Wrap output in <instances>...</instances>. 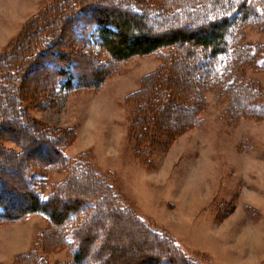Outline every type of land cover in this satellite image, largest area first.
Returning <instances> with one entry per match:
<instances>
[{
	"label": "rangeland",
	"instance_id": "rangeland-1",
	"mask_svg": "<svg viewBox=\"0 0 264 264\" xmlns=\"http://www.w3.org/2000/svg\"><path fill=\"white\" fill-rule=\"evenodd\" d=\"M212 2L0 0V56L14 46H9L11 40L32 24L44 27L45 34L52 36L42 34L33 41V46L39 45L36 52L45 57L33 63L23 83L29 91L25 103L29 117L45 130L74 132L69 134L71 139L64 149L66 163L49 171L44 168L48 167L49 151L41 154L40 148L32 145L35 140L27 143V137H36L31 135L36 128L9 122L17 117L12 114L13 107L1 100L4 116L0 113V122H6L11 131L0 130V137L16 140L25 150L16 157L14 154L21 152L16 143H4L10 154L0 146V173L5 174L9 201L18 210L28 206L25 186L16 182L15 174L24 176L29 171L32 176L43 177L41 183H33L41 189L42 199L58 192L53 205L65 219L79 202H97L90 222L92 211L85 219L81 215L77 221L69 220L70 227H56L41 214L0 224V264H26L28 258L20 261L25 254L30 261L37 256L49 264H73L67 245L73 230L81 244L84 233L90 239L84 243L87 264H264L262 60L256 54L242 60L222 56L213 62L190 42L115 62L93 44L90 26L81 40L82 27L90 24L88 12L103 17V13L125 11L124 3L134 11H138L137 5L148 16L158 10L167 23L142 20L158 34L165 27L180 25L179 16L187 11H204L199 23L181 24L187 34H195L193 25L225 13L226 9L216 15L209 6ZM236 36L240 46L247 45L252 53L258 47L264 53V26L245 25ZM33 46L26 49L25 44L20 49L22 56ZM53 62L71 65L90 85L96 72H104L108 78L95 90L64 91L60 84H54L49 65ZM212 62L216 74L203 85L205 70ZM246 86L257 93L258 99L232 96L234 90L245 95ZM3 93L8 95L5 90ZM198 94L202 103L192 104L200 98ZM146 100L152 102L149 108ZM161 106L165 107L162 112ZM139 110L141 116L146 111L143 117L149 121L138 129L133 122ZM189 113L197 125L188 121ZM78 164L91 167L100 184L89 178L85 182L74 179L63 187L62 182ZM83 189H88L87 193ZM102 197V203H98ZM120 208L129 211L147 230L119 212ZM148 232L157 233L166 243L152 239Z\"/></svg>",
	"mask_w": 264,
	"mask_h": 264
},
{
	"label": "trees",
	"instance_id": "trees-1",
	"mask_svg": "<svg viewBox=\"0 0 264 264\" xmlns=\"http://www.w3.org/2000/svg\"><path fill=\"white\" fill-rule=\"evenodd\" d=\"M138 5L141 6V4ZM185 5L188 6L189 4L186 3ZM122 6L125 11H113L111 13H103V17L94 16L91 11L90 13L88 12L87 16L90 19V24H85L81 29V35H83L81 40H83L85 39V34L87 33L86 28L90 26V30L93 29V32L91 31L90 33H92V36L95 39L93 41V44L99 50L103 51L107 55V57H109L115 62H123L133 57L147 56L164 48L175 47L176 45L180 44H189L191 42V45L193 47L203 50L205 54L212 59V61L215 58L222 56H229L230 58L237 57L238 59L242 60V58L256 56L257 54L258 58L262 60L261 68L264 69V53L260 52L261 48H255L254 52L252 53V51L249 50V47L247 45L240 46L236 36L239 29L245 25L253 24L264 26V0H213V2L210 3L209 6H211V9H213L214 13L216 15H220L222 13L219 12H223V10L225 11L226 9L225 13L223 12V15L218 16V18L212 19L211 21L209 20L205 24H200L199 26L193 25L196 28L195 34H187L182 29L184 26L182 27L181 24L185 25V22L187 21H191L192 24L199 23L198 20H201L203 16L205 17L204 11H187L185 14L179 16L180 19L178 21L176 20L177 22H179L177 24L180 25L174 26V29H172V27L170 26L165 27L166 29H163V33L158 34L153 33L150 28L147 27L142 21L149 20L150 22L156 23L157 20H160L159 22L167 23V19L161 20L158 10L157 12H150L152 16H148L147 13L141 11L142 9L138 8L137 5L135 7L138 11H134L126 3L122 4ZM193 8L194 6H191L190 9L193 10ZM201 8L205 9L206 7L204 6V4H202ZM182 9L179 8L178 11H182ZM98 11H100V8L97 9V12ZM64 18L65 17L63 15V19ZM72 21L73 23L75 22L74 20ZM32 25L33 26L29 27L28 30L24 29L23 32L20 33V37L18 36L12 39L9 43V46L12 43L14 44V46H12L9 51L3 53L0 56V91L2 93L0 94V102L1 100H3L4 103L10 104L13 107L12 114L18 118H12L11 120H9V122H16L22 127H26L28 124H31L33 128H36V130L31 134L32 136L36 137H27V143H32V141L35 140L32 145H34L35 147H39L41 154L47 152V150L49 151L50 156L48 157H50V159H47L48 167L45 166L44 168L48 169L49 171H53L59 169L63 163H66L67 156L66 153L64 154V149L66 148V144L68 143L69 139H71L69 134L73 133L74 135V132L72 131V129H67L64 132H60L58 130H45L41 126L40 128L39 125H37L36 122L29 117L27 109L25 108V103L28 99L29 91L28 89L23 87L24 80L28 76H30L29 74L32 72L31 67L33 66V63L39 62L45 57L44 53H37L40 51L39 45L33 46V41H35L37 38L40 39L42 34L46 37H52L48 34H45L46 30L44 27L43 29L42 26L38 27L36 26V24ZM83 43H86V40H84ZM25 44L26 49L30 45H32L33 47L32 51H29L25 56H22V50L20 49ZM89 46L90 45H87L86 48H89ZM16 48L18 49L15 50ZM260 54L262 56H260ZM52 57L53 59H58V56ZM54 61L56 62V60ZM55 62L49 63L52 70V77L55 80L54 84H60L61 89H63L64 91L95 90L101 87L105 83V80L108 78V76L105 75L104 72H96L92 74L95 79L94 84L90 85L84 81L83 76H79L78 73H75L73 71L71 65L58 66ZM213 62L209 64L207 66V69L205 70V78L202 81L203 85L205 84L204 82L208 84V80L212 79V77H214L216 74L215 69H213ZM41 81L43 80L41 79ZM4 90L8 95H5L3 93ZM242 92L243 91L239 92L234 90L231 92V94L235 98L242 96V100L252 98L258 99L257 93L252 88H250V86L244 87L245 95H242ZM13 95H16V97H14ZM202 100L203 98L200 97L198 101L192 102V104L200 105V103H202ZM151 103L152 102H150V100L145 101L147 108H149ZM159 109V111L162 112L165 110V107L161 106ZM152 110L154 111V109ZM3 112L4 111L2 107V109L0 108V113H2V115L4 116ZM145 112L146 111H143L141 116L139 110L135 115L136 120L133 122V124H135L138 129L142 128L145 120H147L145 118L146 116L143 117ZM191 112H193V110H190V113ZM190 113L188 121L193 120L192 126H195L197 125V121L195 122L194 115ZM1 118L2 117L0 114V119ZM148 121L149 120H147V122ZM152 127H154V125ZM0 130L6 132L11 131L6 122H0ZM44 132L46 134H44ZM31 135L29 134V136ZM8 141L16 143L17 146H19V148L21 149V152L19 154L13 153L14 155H16V157H20L24 154L25 150L23 146H21V144H19L16 140H13L10 137H0L1 149L6 154L11 153V150H7L4 148V143ZM51 144H54V147L51 146ZM27 148L30 149L29 144ZM82 166L83 165L81 164L74 165V168H72L71 171L72 174L67 177V181L62 182L63 187L67 186L69 182L74 179L78 181L83 180L85 182L89 178L90 180L95 181L96 184H100L98 174L95 173L91 167L85 165L84 168ZM15 175L16 182L23 183L25 186V188L23 187V189H25V194L27 195L29 204L24 209H15V206H13L9 201L10 195L5 191L4 188L3 179L5 177V174L0 173V224L19 220L27 215L41 214L46 217L52 225L56 227H63L65 225L70 227L72 223L69 220H72L73 222L74 220L77 221V219L81 215L85 219L88 215V212L92 211V214L89 217L90 222L92 217L96 213V201L90 200L89 202L86 201L84 203L79 202L77 208H81L82 211L78 212V209L76 207H71L69 209L70 211L67 210V221L64 217V214H59L57 212V206L53 205V202H55L58 192H54L45 199H42L40 193L41 189H39L37 184H33L34 182L41 183L43 180L42 176L39 177L36 174L32 176V173H29V171L24 176L20 175L19 172ZM37 177L39 178L36 180ZM103 198L104 197H102L100 201H98V203H102ZM106 198H108L107 194ZM119 212L125 214L128 217L131 215L129 211H125L122 208L119 209ZM130 218H132V222L136 224L140 229H143L144 231L147 230L143 225L133 220V216H130ZM87 220L88 218L86 219V222H88ZM83 224H85V222H83L81 225ZM71 230L69 229V231ZM148 233L152 239L166 243L165 240L159 237L160 235L157 236V233L156 235L150 232ZM104 235L105 233L101 235V238H104ZM86 236L87 235L85 233L84 236H81L85 237V239L82 238L83 244H81V239L79 238V236L76 235V232L73 230L70 235V242L67 241L65 243H70L67 245H69V249H71V259L73 264H87L86 261L89 259V257L87 256L88 249L87 247H85L84 243L89 242L90 239ZM170 249H172V247ZM32 252L34 253L35 251ZM24 258H28L26 259V264H49L47 261L37 256L36 258L31 259L30 261L28 254H25V256L22 257L20 261L24 260ZM157 263L158 262H155V264ZM163 264H166V262H164Z\"/></svg>",
	"mask_w": 264,
	"mask_h": 264
},
{
	"label": "bare ground",
	"instance_id": "bare-ground-1",
	"mask_svg": "<svg viewBox=\"0 0 264 264\" xmlns=\"http://www.w3.org/2000/svg\"><path fill=\"white\" fill-rule=\"evenodd\" d=\"M99 7H100V6H99ZM89 190H90V189H89ZM92 190H93V189H92ZM84 191H85V190H84ZM86 191H88V189H86ZM86 191H85V192H86ZM86 193H87V192H86ZM78 196H79V195H78Z\"/></svg>",
	"mask_w": 264,
	"mask_h": 264
}]
</instances>
